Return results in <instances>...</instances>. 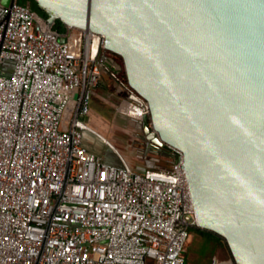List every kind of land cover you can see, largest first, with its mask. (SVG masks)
<instances>
[{"label": "built area", "instance_id": "2783aa9c", "mask_svg": "<svg viewBox=\"0 0 264 264\" xmlns=\"http://www.w3.org/2000/svg\"><path fill=\"white\" fill-rule=\"evenodd\" d=\"M53 25L17 1L0 7V264H185L196 216L181 152L161 167L87 150L105 70L117 111L142 119L149 107L102 62L101 33Z\"/></svg>", "mask_w": 264, "mask_h": 264}, {"label": "water", "instance_id": "95a60500", "mask_svg": "<svg viewBox=\"0 0 264 264\" xmlns=\"http://www.w3.org/2000/svg\"><path fill=\"white\" fill-rule=\"evenodd\" d=\"M35 1L48 25L103 35L121 62H102L149 107L132 119L142 163L179 150L196 226L264 264V0Z\"/></svg>", "mask_w": 264, "mask_h": 264}, {"label": "rangeland", "instance_id": "374dc122", "mask_svg": "<svg viewBox=\"0 0 264 264\" xmlns=\"http://www.w3.org/2000/svg\"><path fill=\"white\" fill-rule=\"evenodd\" d=\"M120 62L121 59L119 58V63ZM119 101L120 98L118 96L113 97L111 105L107 106V104H100L94 97L91 96V108H89L86 119L92 126L96 127L100 132L106 135H101L103 141L114 148L117 147V149L123 155H125L127 159L129 158L130 161H132L134 159L130 150V131L133 130L135 132V129L133 125L129 124L128 120L127 122L119 115V113H116L115 108ZM81 142L87 150L92 151L95 154H99L101 157L109 161L115 160V157L112 154L110 148L107 145L102 144L94 135L83 131ZM157 164L161 167H170L171 161L169 160V158L160 157L157 161ZM205 238L206 237L201 234L190 233L189 240L186 245V255L188 257L187 263L208 264L209 260H211L212 257L222 259L230 256L226 247L223 244H220V242H215V250L212 255H209L208 250L205 254H202L201 252L204 249L203 243L205 241ZM187 263L185 262V264Z\"/></svg>", "mask_w": 264, "mask_h": 264}, {"label": "crops", "instance_id": "0c3cea01", "mask_svg": "<svg viewBox=\"0 0 264 264\" xmlns=\"http://www.w3.org/2000/svg\"><path fill=\"white\" fill-rule=\"evenodd\" d=\"M118 96L119 98H121L122 94L117 92L116 91V87L115 85L113 84L112 80L106 75V74H102L101 75V79L98 83V85L94 88L93 90V93H92V97H94L100 104L102 105H105L107 104V106H110L111 105V101H112V98L113 97H116ZM116 105V104H115ZM91 108V106H90ZM115 111L116 113H119V115L124 118L126 121L128 120H131L128 116H126L124 113L122 112H119L116 110L115 108ZM87 115L85 116V122L86 124L91 128V130H83V131H86L92 135H94L102 144H105L107 145L112 154L114 155L115 157V160L114 161H109L107 159H104L106 160L107 162H110V163H114V164H118L119 163V158L118 156H121L122 158H124L127 162H129L130 164L132 165H135V164H141L142 163V159L139 157L140 155H142V151H141V148L140 147H136L138 148L136 150V148L133 146H131L130 150L132 152V155H133V159L132 161H130V159L126 158L125 155H123L118 149L117 147L114 148L110 145H108L105 141H103V138L101 137V135L103 136H106L104 135L102 132H100L96 127L92 126L88 121H87ZM127 121V122H128ZM96 131V132H95ZM108 138V137H107ZM109 139V138H108ZM110 140V139H109ZM85 147V146H84ZM86 148V147H85ZM99 155V154H98ZM167 158V157H166ZM188 258V257H187ZM189 264V263H187Z\"/></svg>", "mask_w": 264, "mask_h": 264}, {"label": "trees", "instance_id": "16d2710c", "mask_svg": "<svg viewBox=\"0 0 264 264\" xmlns=\"http://www.w3.org/2000/svg\"><path fill=\"white\" fill-rule=\"evenodd\" d=\"M17 2L21 3V4L28 5L31 9L35 10L36 12H38L41 16H43L45 18L47 17L46 13L44 11H42L38 7V5H37L35 0H17ZM52 29L55 30V31H61L63 29V26L61 25V23L59 21H56L54 23ZM121 75H122L123 78H125V75H124L123 71H121ZM189 232L190 233H195V234H201V235L206 237L205 241L203 243V248L204 249L201 252L202 254H205L206 251L208 250L209 251V255H212L214 253V250H215V242H220V244H223L226 247V245L224 243V240L219 235H217L216 233H214V232H212L210 230L202 229V228L197 227L196 225H192V226L189 227ZM226 249H227V247H226ZM185 257H186V261L185 262L187 263L186 251H185ZM209 262H210V260H209Z\"/></svg>", "mask_w": 264, "mask_h": 264}, {"label": "flooded vegetation", "instance_id": "af4514ba", "mask_svg": "<svg viewBox=\"0 0 264 264\" xmlns=\"http://www.w3.org/2000/svg\"><path fill=\"white\" fill-rule=\"evenodd\" d=\"M102 55H106V56H108L111 60H112V62H119V56L118 55H116V54H114V53H112V52H109V51H106V50H101V54H100V56H102ZM112 69V68H111ZM129 124H131V125H133L134 126V123H133V121L132 120H129ZM135 128V127H134ZM130 134H131V140H130V144H131V146L133 147H141V145H140V143H139V140H138V138H137V136H136V132H134L133 130L132 131H130ZM138 148H136V150H137Z\"/></svg>", "mask_w": 264, "mask_h": 264}, {"label": "bare ground", "instance_id": "6f19581e", "mask_svg": "<svg viewBox=\"0 0 264 264\" xmlns=\"http://www.w3.org/2000/svg\"><path fill=\"white\" fill-rule=\"evenodd\" d=\"M188 240H189V238H188Z\"/></svg>", "mask_w": 264, "mask_h": 264}]
</instances>
